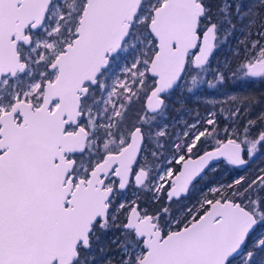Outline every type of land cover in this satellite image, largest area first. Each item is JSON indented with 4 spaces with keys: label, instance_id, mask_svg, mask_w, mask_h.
Here are the masks:
<instances>
[{
    "label": "snow or ice",
    "instance_id": "snow-or-ice-1",
    "mask_svg": "<svg viewBox=\"0 0 264 264\" xmlns=\"http://www.w3.org/2000/svg\"><path fill=\"white\" fill-rule=\"evenodd\" d=\"M250 78L264 0H0V264H264V166L184 203L264 149L254 98L203 95Z\"/></svg>",
    "mask_w": 264,
    "mask_h": 264
},
{
    "label": "rangeland",
    "instance_id": "rangeland-1",
    "mask_svg": "<svg viewBox=\"0 0 264 264\" xmlns=\"http://www.w3.org/2000/svg\"><path fill=\"white\" fill-rule=\"evenodd\" d=\"M241 26L237 29V36L235 37V39L237 40H243L244 36L242 34V32L240 31ZM219 51L221 50L220 48L218 49ZM224 61H220V63L222 64ZM213 67V66H212ZM214 68V67H213ZM209 79H211V77H209ZM228 85V84H227ZM226 85V89H220L219 91L217 89H205L203 92V95L205 97L208 98H212L215 97L217 99H223V92L225 90L230 91L231 87H227ZM239 86V85H253V86H263L264 85V79L261 78H250L248 79L246 82H241V81H237V82H232V86ZM174 102H175V97L173 98ZM200 99V97H189L187 98V100L189 102H198V100ZM186 100V101H187ZM185 101V102H186ZM258 103H256L255 107L252 109V114H251V118L255 119L256 115L258 113H260L261 111H264V94L262 95L261 98V102L256 100ZM191 103H189L188 106H185L188 110L187 113L185 112H177L176 114H174L172 117L175 118L177 121L180 120H187L190 123L192 122L191 117H194L196 112L198 111L200 113V115L202 117H207L208 115V111L210 110H215L218 111L217 109H213L211 108V106H208L207 110H206V106L203 103H199L197 104V106L194 107V105H192ZM191 106H193L191 108ZM226 115V114H225ZM220 128L223 129V127L225 126V116L224 115H220L217 117ZM229 131H231V129H229ZM259 131V129L254 130L253 132V136H255L257 134V132ZM219 139H226L225 134L223 133V131H221L220 135L217 137ZM247 158V157H246ZM264 166V149H261L260 152L257 153V155L255 156V158L250 162L249 166L242 169V170H231V169H226L225 171L222 170V168L220 166L217 165H213L212 166V170H209V172H211V176L210 179H212L211 183L209 186L206 187L205 182L207 181L208 178H206V174L202 177L204 178V181L197 184L196 186H194V188L191 190V192L189 193V197L187 200L184 201V203L187 204H191L194 203L199 196L201 195V193L203 191H205L208 187L216 185L218 183H229L231 182L232 179L241 176V175H250L251 172L257 167V166Z\"/></svg>",
    "mask_w": 264,
    "mask_h": 264
},
{
    "label": "trees",
    "instance_id": "trees-1",
    "mask_svg": "<svg viewBox=\"0 0 264 264\" xmlns=\"http://www.w3.org/2000/svg\"><path fill=\"white\" fill-rule=\"evenodd\" d=\"M241 3H243L245 5V7H248V6H251L255 0H240ZM240 27V24H237V29ZM237 36V31L235 33H233V35L231 36V38L229 39V42L228 44L224 45L223 47H221L220 51L217 50L215 53H214V56L212 58V66L215 68L217 63L220 62L221 60L222 61H225V59H228V60H231L232 61V64H233V67H235L236 64H238L242 58H243V52L241 50V55L239 56H234L233 55V52L237 46V40L235 39V37ZM232 80L230 79L228 81V85L227 87H231L230 88V91L231 93H235V94H238L240 96H247V97H251V98H254L255 100H258L261 102V98H262V95L264 94V85L262 86H253V85H235V86H232ZM189 102L188 100L185 102V106H188L189 105ZM192 105L197 106V104H199L198 102H192L191 103ZM193 106H191L192 108ZM181 108V105L180 104H177L174 102V99H173V110L171 111V115L173 116L174 114H176L177 112H179V109ZM193 117H191L192 119ZM254 130L256 129H253V132ZM217 166H220L222 168L223 171H225L226 169H231V170H237V168H234L232 166H228L226 165V163L224 161H221L218 163ZM211 176V172L207 171L206 172V178L207 181L205 182V185L206 187L210 185L212 179H210ZM204 181V178H201L200 180H198L197 182L198 183H201ZM196 182V183H197ZM112 233H109L106 237H105V240H110L112 238ZM114 248V246H113Z\"/></svg>",
    "mask_w": 264,
    "mask_h": 264
},
{
    "label": "water",
    "instance_id": "water-1",
    "mask_svg": "<svg viewBox=\"0 0 264 264\" xmlns=\"http://www.w3.org/2000/svg\"><path fill=\"white\" fill-rule=\"evenodd\" d=\"M221 161H223V160L221 159L219 162H221ZM219 162H213L212 166L215 165V164H217V163H219ZM232 167L237 168V169H239V170H242V169L245 168V167H236V166H232ZM207 171H208V170H206V172H207ZM206 172H205V173H206ZM205 173H204V175H205ZM204 175H203V176H204ZM203 176H202V177H203ZM202 177H201V178H202ZM201 178H197V180H196L195 182H197V181H198L199 179H201Z\"/></svg>",
    "mask_w": 264,
    "mask_h": 264
},
{
    "label": "flooded vegetation",
    "instance_id": "flooded-vegetation-1",
    "mask_svg": "<svg viewBox=\"0 0 264 264\" xmlns=\"http://www.w3.org/2000/svg\"><path fill=\"white\" fill-rule=\"evenodd\" d=\"M215 165H218V163H217V164H215ZM208 171H209V170H208ZM205 174H206V173H205ZM199 180H200V179H199ZM197 184H199V183H198V182H197V183L195 182V185H194V186H196Z\"/></svg>",
    "mask_w": 264,
    "mask_h": 264
}]
</instances>
